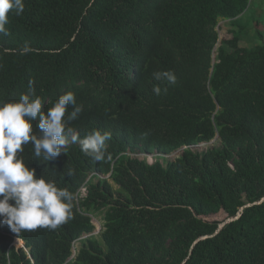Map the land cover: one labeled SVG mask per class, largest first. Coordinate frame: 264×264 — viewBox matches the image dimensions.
<instances>
[{"label": "trees", "instance_id": "16d2710c", "mask_svg": "<svg viewBox=\"0 0 264 264\" xmlns=\"http://www.w3.org/2000/svg\"><path fill=\"white\" fill-rule=\"evenodd\" d=\"M251 1L24 0L21 15L10 11L0 102L30 80L45 112L73 92L82 111L68 127L81 139L111 132L112 160L84 155L71 134L48 161L24 145L36 178L74 194L73 216L56 230L0 222V264H264V40L238 45ZM219 19L237 30L216 48ZM169 70L174 85L154 78ZM135 152L176 157L149 164ZM220 211L229 220L219 230L200 218Z\"/></svg>", "mask_w": 264, "mask_h": 264}, {"label": "clouds", "instance_id": "9594fccd", "mask_svg": "<svg viewBox=\"0 0 264 264\" xmlns=\"http://www.w3.org/2000/svg\"><path fill=\"white\" fill-rule=\"evenodd\" d=\"M24 10V0H0V33L9 35L5 26L9 23L10 11L19 16ZM153 75L158 81L173 85L177 82L170 70ZM161 91L159 85L153 86L155 95L159 96ZM163 92L167 93V88ZM42 105L43 98L36 94L31 80L27 92L18 100L0 102V222L15 233L37 228L56 230L73 216L74 194L58 187L54 180H46L43 174L36 178V170L29 168L20 155L24 145L31 143L34 155L48 161L61 154L71 134V142L78 143L84 155L96 162L112 160L106 144L112 137L111 132L95 130L81 139L68 127L82 111L73 92L61 95L46 112ZM69 106L73 109L70 113ZM37 118L36 127L42 134L39 139L33 128Z\"/></svg>", "mask_w": 264, "mask_h": 264}, {"label": "rangeland", "instance_id": "374dc122", "mask_svg": "<svg viewBox=\"0 0 264 264\" xmlns=\"http://www.w3.org/2000/svg\"><path fill=\"white\" fill-rule=\"evenodd\" d=\"M238 20L242 21V24L240 23L239 26H244L242 32L240 31L239 34L240 37L238 45L240 47H250L255 43L261 42V40H264V0H253V2L251 1V6L247 9L244 15L238 17ZM215 29L218 33V42L216 44V48L219 46L221 39H229L231 37V31L237 30L236 27L231 25L229 20L225 19H219ZM260 35L261 39L259 38ZM217 145L218 143L215 140H212L208 143H199L196 146H189L188 148L193 152H201L208 148H211L212 146ZM134 154L140 157V159H144L147 163L159 161L163 165L165 164L168 158L176 157L175 153L168 154V156L159 153L144 154L141 152H135ZM114 188H116L115 185ZM200 218L206 222H219L220 226L229 220L226 214L222 211L212 215L200 216ZM92 223L94 224L95 228L91 234L97 239H99L103 225L102 214L95 215L94 217H92ZM86 236L87 235H83L81 239H84ZM78 246L79 241L73 242L72 254L70 259H73L75 257L78 250Z\"/></svg>", "mask_w": 264, "mask_h": 264}, {"label": "built area", "instance_id": "2783aa9c", "mask_svg": "<svg viewBox=\"0 0 264 264\" xmlns=\"http://www.w3.org/2000/svg\"><path fill=\"white\" fill-rule=\"evenodd\" d=\"M166 156V155H165ZM86 195V187L82 186L76 193V200L83 199Z\"/></svg>", "mask_w": 264, "mask_h": 264}, {"label": "water", "instance_id": "95a60500", "mask_svg": "<svg viewBox=\"0 0 264 264\" xmlns=\"http://www.w3.org/2000/svg\"><path fill=\"white\" fill-rule=\"evenodd\" d=\"M263 200H264V199H263ZM221 226H222V225H221ZM221 226H219L218 230L221 228ZM218 230H217V231H218Z\"/></svg>", "mask_w": 264, "mask_h": 264}]
</instances>
